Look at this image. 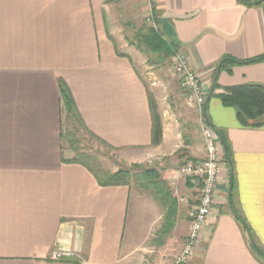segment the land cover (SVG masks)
<instances>
[{
    "label": "crops",
    "instance_id": "obj_1",
    "mask_svg": "<svg viewBox=\"0 0 264 264\" xmlns=\"http://www.w3.org/2000/svg\"><path fill=\"white\" fill-rule=\"evenodd\" d=\"M255 1L159 0L156 25L207 84L210 123L203 109L191 107L189 129L180 117L170 119L153 94L162 122L154 143L152 92L119 35L143 23L145 5L0 0V264L172 261L190 231L189 210L202 186L198 177L174 180L173 173L206 157L204 123L225 134L230 160L202 247L189 264H264L253 247L255 239L264 249V126H243L220 97L228 87L264 85V61L222 66L226 57L264 55V0ZM60 80L96 137L159 171L176 203L170 231L164 232V193L137 183L103 185L90 168L70 161L75 152L62 139L67 119Z\"/></svg>",
    "mask_w": 264,
    "mask_h": 264
},
{
    "label": "trees",
    "instance_id": "obj_2",
    "mask_svg": "<svg viewBox=\"0 0 264 264\" xmlns=\"http://www.w3.org/2000/svg\"><path fill=\"white\" fill-rule=\"evenodd\" d=\"M261 1L262 0H257L252 4H257ZM130 25H132L131 22ZM132 28H134V35L129 42L135 45L139 50H141V52L149 56L151 64L156 63L162 66L172 60L177 46L164 38L158 28V25L154 26L141 23L140 25L133 24ZM226 61L231 63H253L264 61V55L245 61H238L233 58L226 57L222 60V66ZM59 84L62 98V111L65 113L67 119V128L64 133H62V139L75 152V156L70 161L81 163L90 168L103 185H130L132 183H137L144 189L152 188L164 193V196L162 197L164 206L169 203L164 232L170 231L174 223L171 215L175 214L176 203H174V201L170 203V199L172 198L171 192L167 190L164 181L160 179L159 171L148 165L146 166L141 164H133L130 168H120L116 171L101 169L98 165V158L96 156L81 150V140L79 136H82V132L85 131L88 135L95 138L102 144L105 145L107 143L96 137L87 128L67 84L63 80H60ZM215 86H218L217 83ZM227 91V93L221 94L220 97L226 105L231 106L236 110L237 117L243 126H264L263 84L247 83L228 87ZM149 95L154 117V143H157L162 133V122L160 115L157 112L153 94L149 93ZM218 132L220 133L224 144L226 158L230 160V148L227 138L220 130H218ZM188 160H190V157L183 163L188 162ZM240 219L242 220L241 216ZM253 247L264 261V249L255 239Z\"/></svg>",
    "mask_w": 264,
    "mask_h": 264
},
{
    "label": "built area",
    "instance_id": "obj_3",
    "mask_svg": "<svg viewBox=\"0 0 264 264\" xmlns=\"http://www.w3.org/2000/svg\"><path fill=\"white\" fill-rule=\"evenodd\" d=\"M148 10L147 23L156 26L155 10L159 0H143ZM172 64L181 78L189 107L200 110L207 100L209 89L202 76L191 66L188 56L175 49ZM203 139L206 157L200 162L189 161L175 169L173 179L184 176L198 177L202 181L199 203L189 210L191 228L182 249L167 264H189L195 253L202 247L204 229L211 217L215 204L219 201L218 188L222 182V169L226 159L224 144L217 129L209 124L203 125ZM60 256V255H57Z\"/></svg>",
    "mask_w": 264,
    "mask_h": 264
},
{
    "label": "rangeland",
    "instance_id": "obj_4",
    "mask_svg": "<svg viewBox=\"0 0 264 264\" xmlns=\"http://www.w3.org/2000/svg\"><path fill=\"white\" fill-rule=\"evenodd\" d=\"M135 3L140 9H142L145 5L143 0H135ZM145 17V13H143L142 22L149 25L146 22ZM119 35L121 38L124 35L125 39L130 41L134 35V28L121 30ZM125 39L124 42L126 45H128L125 49L131 52L134 66L140 72L152 94H154L156 101L164 109L169 110L170 119L180 117L185 121L183 122L184 125H186V123L188 125V121L192 124L193 120L191 117L194 114L191 110V107L186 104L185 96L181 95L182 92L177 86L178 78L174 71L172 60H170V62H168L166 65L162 66L156 63L151 64L149 56L141 52V50H139L135 45L130 43L127 44ZM181 96L182 100L178 101L179 97L181 98ZM171 110L174 111V114L171 112ZM188 128L191 129L192 126L190 125ZM187 133L189 132L187 131ZM79 137L81 140V150L96 156L98 158V165L101 169L116 171L120 168H130L133 164H141L146 166L150 165L149 162L134 163L129 157L133 151L112 149L97 141L95 138H92L85 131H83L82 136Z\"/></svg>",
    "mask_w": 264,
    "mask_h": 264
},
{
    "label": "water",
    "instance_id": "obj_5",
    "mask_svg": "<svg viewBox=\"0 0 264 264\" xmlns=\"http://www.w3.org/2000/svg\"><path fill=\"white\" fill-rule=\"evenodd\" d=\"M208 100H206L204 106H203V118L207 123H210L206 114V105H207Z\"/></svg>",
    "mask_w": 264,
    "mask_h": 264
}]
</instances>
